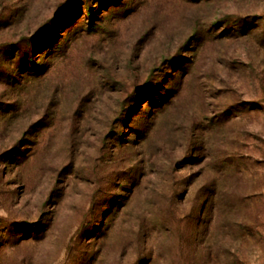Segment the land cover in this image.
Instances as JSON below:
<instances>
[{"label": "rangeland", "instance_id": "rangeland-1", "mask_svg": "<svg viewBox=\"0 0 264 264\" xmlns=\"http://www.w3.org/2000/svg\"><path fill=\"white\" fill-rule=\"evenodd\" d=\"M0 264H264V0H0Z\"/></svg>", "mask_w": 264, "mask_h": 264}]
</instances>
